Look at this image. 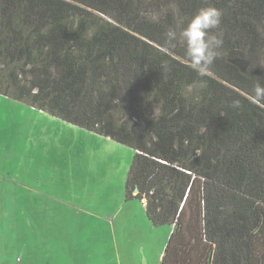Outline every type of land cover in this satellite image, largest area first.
<instances>
[{
    "label": "trees",
    "instance_id": "trees-1",
    "mask_svg": "<svg viewBox=\"0 0 264 264\" xmlns=\"http://www.w3.org/2000/svg\"><path fill=\"white\" fill-rule=\"evenodd\" d=\"M209 5L200 76L165 33ZM263 49L264 0H0V93L135 150L125 197L172 226L160 264H264Z\"/></svg>",
    "mask_w": 264,
    "mask_h": 264
},
{
    "label": "rangeland",
    "instance_id": "rangeland-1",
    "mask_svg": "<svg viewBox=\"0 0 264 264\" xmlns=\"http://www.w3.org/2000/svg\"><path fill=\"white\" fill-rule=\"evenodd\" d=\"M134 153L0 93V264H155L168 225L125 197Z\"/></svg>",
    "mask_w": 264,
    "mask_h": 264
},
{
    "label": "clouds",
    "instance_id": "clouds-1",
    "mask_svg": "<svg viewBox=\"0 0 264 264\" xmlns=\"http://www.w3.org/2000/svg\"><path fill=\"white\" fill-rule=\"evenodd\" d=\"M221 17V10L209 5L202 7L179 34L172 29L165 33L167 42H178L185 49L190 66L200 76L207 75L208 68L218 58L217 49L224 43L223 31L220 29ZM252 92V102L264 109V84L259 81L255 82ZM238 106L239 101H234L233 107Z\"/></svg>",
    "mask_w": 264,
    "mask_h": 264
},
{
    "label": "crops",
    "instance_id": "crops-1",
    "mask_svg": "<svg viewBox=\"0 0 264 264\" xmlns=\"http://www.w3.org/2000/svg\"><path fill=\"white\" fill-rule=\"evenodd\" d=\"M133 200V199H131ZM143 202V201H142ZM143 205L145 207V203L143 202ZM146 209V208H145ZM149 218V217H148ZM150 220V219H149ZM151 221V220H150ZM154 225V224H153ZM161 226V225H160ZM154 227H159V226H156L154 225ZM167 228H165L162 232L163 236L162 238H159L158 240V244H159V247H157V253H155V264H160L161 263V260L163 258V254H164V250H165V247H166V244L168 242V239H169V236H170V233L172 231V226L168 225L166 226ZM155 231H157L155 229ZM156 249V248H155ZM153 251V250H152ZM156 251V250H155ZM153 255V254H152Z\"/></svg>",
    "mask_w": 264,
    "mask_h": 264
}]
</instances>
